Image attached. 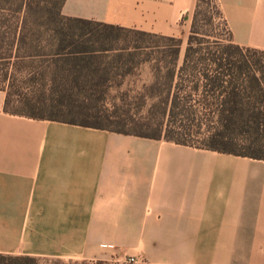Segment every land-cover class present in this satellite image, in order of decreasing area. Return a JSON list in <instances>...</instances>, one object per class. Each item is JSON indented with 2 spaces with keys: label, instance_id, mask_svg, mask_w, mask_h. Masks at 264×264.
Segmentation results:
<instances>
[{
  "label": "crops",
  "instance_id": "crops-1",
  "mask_svg": "<svg viewBox=\"0 0 264 264\" xmlns=\"http://www.w3.org/2000/svg\"><path fill=\"white\" fill-rule=\"evenodd\" d=\"M264 51V0H215ZM198 0H66L62 15L190 35ZM0 90V255L264 264V161L13 115Z\"/></svg>",
  "mask_w": 264,
  "mask_h": 264
},
{
  "label": "trees",
  "instance_id": "trees-1",
  "mask_svg": "<svg viewBox=\"0 0 264 264\" xmlns=\"http://www.w3.org/2000/svg\"><path fill=\"white\" fill-rule=\"evenodd\" d=\"M65 1L48 16L51 0H0V71L12 76L0 86L7 113L264 161V51L234 43L217 3L208 25L216 15L221 33L198 37L205 3L198 0L182 55L181 38L68 18ZM148 39L169 44L153 46ZM121 40L129 45L116 48ZM144 65L154 80L133 90L143 110L133 113L131 105L111 101L125 84L113 80ZM18 82L28 86L12 92ZM195 130L204 136L200 142L189 139ZM0 264L39 262L0 255Z\"/></svg>",
  "mask_w": 264,
  "mask_h": 264
},
{
  "label": "rangeland",
  "instance_id": "rangeland-1",
  "mask_svg": "<svg viewBox=\"0 0 264 264\" xmlns=\"http://www.w3.org/2000/svg\"><path fill=\"white\" fill-rule=\"evenodd\" d=\"M58 3L59 0H51L50 3V8H51V12L49 13L48 16H54L55 13L58 11ZM216 3L215 0H205V3L202 6V15L199 16L198 18V29H199V35L198 37L200 39L206 37L205 35L207 34H219L221 33V27L218 28V25L222 22V20L215 16V19L213 21L214 24H209V18L211 17V13L213 12L212 8L213 5ZM190 35H188V37L183 41V46H182V55H184L186 48L188 46V38ZM125 34L123 35V38H125ZM133 38V37H132ZM132 40V39H131ZM130 42V41H129ZM129 42H126L125 40H121L119 43H116L115 46L116 48H123L127 45H129ZM131 44L133 45L134 43L131 42ZM147 44L156 46V45H166L169 44V42H164L162 40L159 39H148ZM154 77H153V73L151 71V68L149 65H144V66H140L136 69H134L133 73L128 75L126 78L122 79L121 77H118L116 79H114L113 81L115 83H118L119 81H124L125 84L122 86V89H117L116 91H113L111 94V101L115 102L118 105H124V103L131 105L130 107L132 108V112L133 113H138V112H142L143 110H139L140 108H138V102L139 99H136V93L133 92V90H140L143 88V86L145 85H149L153 82ZM10 83H12V76H11V72L8 76H6V72H1L0 71V86L1 87H7ZM34 85V84H32ZM27 84H24L23 82H18L17 86H15V88L12 89V92L17 91V93L23 92V90L25 89V87H27ZM130 90V97L127 100H123V97L127 94V91ZM18 97V96H17ZM16 96H14V99H17ZM13 110H15L13 107H11ZM197 130H195L194 132V136H192V138L190 137L189 139H193L195 142L197 141H201L204 136L197 134L196 133ZM39 264H82L83 261H72V260H64V259H44V260H39L38 259ZM106 264H124L123 261L121 263L118 262H105Z\"/></svg>",
  "mask_w": 264,
  "mask_h": 264
},
{
  "label": "built area",
  "instance_id": "built-area-1",
  "mask_svg": "<svg viewBox=\"0 0 264 264\" xmlns=\"http://www.w3.org/2000/svg\"><path fill=\"white\" fill-rule=\"evenodd\" d=\"M121 263V262H118ZM124 264H148L146 259L143 257H137V256H130L127 257L124 261Z\"/></svg>",
  "mask_w": 264,
  "mask_h": 264
}]
</instances>
